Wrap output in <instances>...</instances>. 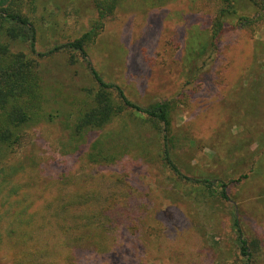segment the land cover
Returning <instances> with one entry per match:
<instances>
[{
    "label": "rangeland",
    "instance_id": "1",
    "mask_svg": "<svg viewBox=\"0 0 264 264\" xmlns=\"http://www.w3.org/2000/svg\"><path fill=\"white\" fill-rule=\"evenodd\" d=\"M260 2L121 0L87 40L104 83L143 109L167 106L166 142L158 120L125 106L101 129L76 133L99 89L87 59L69 49L38 57L29 40L11 43L37 61L43 93L39 119L0 151V264H264V20L236 24ZM219 3L225 30L191 78ZM0 6L35 23L42 55L97 21L92 0ZM53 199L63 219L102 214L104 224L58 230Z\"/></svg>",
    "mask_w": 264,
    "mask_h": 264
},
{
    "label": "trees",
    "instance_id": "2",
    "mask_svg": "<svg viewBox=\"0 0 264 264\" xmlns=\"http://www.w3.org/2000/svg\"><path fill=\"white\" fill-rule=\"evenodd\" d=\"M97 13V21L94 22L92 28L84 33L80 38L62 45L54 46L53 49L45 54H36V26L35 23L26 14L0 6V151L4 148L14 147L22 138L23 129L39 119L42 107V79L38 70V63L35 59H29L24 53L12 52L11 43L15 40H29L31 52L35 56H48L57 53L61 49H69L78 52L81 56L87 59L85 52V43L91 35L100 31L103 27V20L107 16L114 14L121 0H92ZM228 3L229 0H223ZM258 11L252 18L241 17L236 24L239 27L255 26L264 20V0L260 2ZM219 16L215 19L214 30L205 40V44L197 49V57L192 62V68L189 71V76L196 79L200 74L201 67L198 61H201L204 54L211 55V45H215L220 39L224 28V19L226 18L225 10L219 6L216 7ZM209 58V57H208ZM196 63V64H194ZM87 64L90 68L91 75L99 86L96 93L91 98L89 108L82 111L77 118L75 125L76 133H81L85 130H98L106 125L114 116L123 111V107L131 108L136 112L146 114V116L158 120L163 126V139L166 142L170 131V120L167 115V106L165 104H157L151 108L143 109L129 102L123 94V91L114 84L104 83L100 75L91 67L87 59ZM114 91L118 94L120 103L117 105L109 98V91ZM165 158L168 159V151L165 145ZM207 185L212 182L204 181ZM222 186L221 197L227 199L224 188ZM14 191V190H13ZM54 202L48 203L49 214L57 223L58 230L60 229H83L95 223H103L104 215L89 216V215H73L65 219L64 207L57 206L56 203L61 202V199H53ZM83 201L70 200L68 204L77 205ZM60 210V212H59ZM237 225V222L235 221ZM238 242L240 245V254L250 260V254L247 249L246 241L238 231ZM30 235L27 234V238Z\"/></svg>",
    "mask_w": 264,
    "mask_h": 264
}]
</instances>
